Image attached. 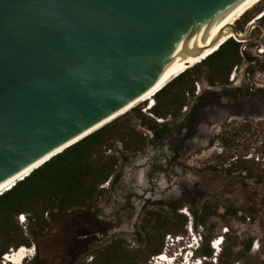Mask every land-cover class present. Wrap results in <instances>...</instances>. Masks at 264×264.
I'll list each match as a JSON object with an SVG mask.
<instances>
[{"label": "water", "instance_id": "water-1", "mask_svg": "<svg viewBox=\"0 0 264 264\" xmlns=\"http://www.w3.org/2000/svg\"><path fill=\"white\" fill-rule=\"evenodd\" d=\"M240 1L0 0V184L91 133L183 55H206L224 30L248 59L255 26V47L264 39L253 23L264 1L243 32L235 24L251 10L197 43ZM251 59L257 66L260 55Z\"/></svg>", "mask_w": 264, "mask_h": 264}, {"label": "trees", "instance_id": "trees-1", "mask_svg": "<svg viewBox=\"0 0 264 264\" xmlns=\"http://www.w3.org/2000/svg\"><path fill=\"white\" fill-rule=\"evenodd\" d=\"M261 19L260 21H264V17ZM241 44L234 38H229L211 54L168 81L155 93L154 105L147 110L152 116L142 112L140 105L133 106L64 148L16 181L10 189L3 191L0 194V263L10 250L20 246L29 248L31 244L35 245L33 259H36L41 240L46 241V244L50 241L43 264H64L63 256L68 254L76 236L98 225L99 220L90 208L106 190L100 186L108 180L111 183L114 179L119 161V156L115 154L118 152L116 147L119 146L121 152L137 153L148 142H161L168 132L178 128L183 120V106L189 103L191 96H197L194 94L195 82L204 80L210 86L230 83L228 79L233 67L243 63ZM156 118L162 121L159 122ZM134 119L139 120L138 124L133 122ZM144 129L150 132V137ZM232 129L217 135L226 147H230L235 137L250 127L243 124L240 128ZM223 159L226 161L227 157L218 155V160L225 164ZM210 169L216 171L215 166H210ZM258 169L240 158L237 162H229L225 167L229 178L224 179L226 188L221 190L235 195L239 204L223 203L213 198L198 205L190 199H182L173 207L148 208L142 215L140 227L143 241H139L137 248L129 249L124 238L115 237L105 245L92 248L86 255H93L91 264H148L150 257L162 253L166 234L185 233L186 217L178 212L182 206L189 208L195 229L197 225L203 228L211 226L208 223L211 217L219 218L223 225L229 227L233 219L244 221L245 216L258 211L257 197L264 190V170L257 173ZM234 171H244L246 174L241 178L230 176ZM45 212L48 213L47 217L44 216ZM21 213L26 215L29 224L26 230L17 220V215ZM262 227L264 229V225ZM202 238L195 253L197 256L210 258L214 252L209 245L211 237L204 235ZM230 240L232 239L226 235L220 255L218 254V262L216 258L214 264H227L232 259V247L229 246L226 253L223 251ZM251 243L252 238L249 237L241 241L235 237L231 242L233 246L240 244L241 250L245 252L250 249ZM67 264L79 262L70 258Z\"/></svg>", "mask_w": 264, "mask_h": 264}, {"label": "rangeland", "instance_id": "rangeland-1", "mask_svg": "<svg viewBox=\"0 0 264 264\" xmlns=\"http://www.w3.org/2000/svg\"><path fill=\"white\" fill-rule=\"evenodd\" d=\"M254 15H256V13ZM262 25L264 26V21H262ZM244 29H241L239 32H243ZM257 33L258 35H261V31H257ZM258 48L264 49V39L260 46L256 47L255 49L251 51V54L260 55L259 67L257 68L256 72L258 71L263 72L264 68L262 67L264 65V53L259 54L258 52L259 50H257ZM198 83L200 86V90H203V88L205 90L206 88L205 86L209 87L208 84H206L204 80L198 81ZM215 86L216 87L214 89L218 92V85H215ZM194 87H195V83H194ZM214 89H206V91L208 94H210L211 91ZM263 89H264V85H263ZM261 98L262 99L264 98V92H262ZM143 103L144 102H139V103H136V105H140L141 111L145 112L147 116L148 115L152 116L150 113L144 110L145 104L147 102H145L144 105ZM133 122L135 124H138L139 120L134 119ZM243 124L245 126H249L250 129L249 130L246 129L244 132H241L237 137H235V141L232 145H230V147H226L224 144H222L221 139L217 137V135H220L222 132L228 130L229 127L230 128H234V127L240 128L242 127ZM211 127H212L211 128L212 140L210 143L202 145L198 149L191 151L190 154L184 156V158H182L179 161L178 165H173L172 167H168V171L170 173L166 174V178L163 179V183L166 182L169 184V187L174 188L175 197H173V199L170 200L171 202H167V204L173 205L176 200L181 201L182 197L188 200L190 199L198 205H201L205 200H210L213 198L219 199V201L223 203L224 202H236L239 204L238 198L235 195H232L228 191L223 192L221 190L223 188L224 189L226 188L224 179L229 178L227 177L228 174L227 172H225L224 169L225 167H227L229 162H232L230 157L237 155L240 158L241 155L251 150V148H254V152L259 155L260 161L259 162H256V161L249 162L248 161V162L255 165L257 168H259L258 169L259 171H257V173H260V170H264V146H263L264 145V121H259L257 117H254L252 119H247V118L237 119L236 118V119H232L230 122H227L226 124H223L222 122L218 121L212 124ZM143 131L146 134H148L150 137V132L148 130L144 129ZM219 147H223V153L221 155H223L224 157H227L226 161L223 159L225 164H223V161L218 160L217 149ZM116 148L118 152L115 154L119 156V161L117 163V169H116V173L114 177L116 175L122 174L125 168L130 169L131 167L130 165H132L134 166L133 169H134L135 175L139 179H141L143 176V172L141 171V169L135 167V165L132 164V161L134 160L136 156H143L148 153H152V151L154 150H152L148 146V147H145L142 151H139L137 153H127V152H121L119 146H117ZM210 166H215L216 171H212L210 169ZM232 173H230V176H235L236 178H241L245 176V175H242L241 172H238V171H234ZM109 184L105 187V189L108 188ZM196 184H198V186L194 187L193 185H196ZM184 189L185 191L187 190L188 192H185V191L182 192V190ZM103 193L105 194V198L103 197ZM103 193L102 195H100V198L98 197V199L96 200L98 203L95 204V208L100 210L103 216H106L105 214H108L112 210L109 205L111 195L106 194V192H103ZM257 202L258 204L256 205V209L258 211H256V213L253 215H247L250 217L249 221H246V216H245L244 221L233 219L230 221V227L227 226L229 231L224 235V238L226 235H228V237H230L232 240L228 241L225 244L223 251H225L226 253L228 250L227 248L230 246L232 247V252H233V256L231 257L232 259L226 262L227 264H264V229L262 227L264 225V213H263L264 212V190L261 195H258ZM148 207L150 206L148 205ZM183 207H187V206H182L181 208ZM243 208L245 209L246 207L244 206ZM187 209L189 211L188 207ZM260 210H262V212ZM239 214H241V212H239ZM141 219H142V216H139L135 224V227L132 226V229L134 227V232L132 234H129L128 232H124V230L121 229L117 232L112 233L108 237H103L100 240H93V239L86 240L83 236L77 235L76 240L74 241V243L71 245V247L68 250V254L63 256V258H65L64 264H67V261H69L70 258L78 261L79 264H86V258H88L89 256H92L93 258V255H86V252L90 251L92 248H95L97 246L105 245L111 239L115 237L124 238L126 240V244L129 249L137 248L140 245L139 241L140 242L143 241V233L140 227ZM186 223H187V217H186ZM208 223L211 224V226H207L206 228L197 227V230L201 233L202 237L204 235L211 237V239L209 240V245L211 247L210 242L221 234L222 227H224L225 225H223L222 221L217 217H211ZM25 225H26V228H28L29 224L27 221ZM26 228L24 230H26ZM184 229H185V233L179 234V235L183 236V241H186L187 238L189 237V233L186 227ZM170 235L174 236L172 234ZM167 236L168 234L164 236L163 249L167 250V253L169 255L172 253L173 250H172V246L168 245L169 240L167 239ZM235 237H237L238 241H241L248 237L252 238L250 249L245 252L244 250H241L240 244L233 246L231 242L233 241V238ZM202 241H203V238H202ZM256 241L258 242L257 249L252 248V244ZM45 242L46 241H41V240L39 241V251L37 253L36 259H33L34 255L27 257L25 258L22 264H43L45 262V258H47L45 254V250H48L46 247L50 243V241H48L47 244ZM222 246L223 245H221V247ZM212 250L214 251L213 248ZM35 252H36V249H35ZM218 254L220 255V251L217 253L216 256L214 255V252H213L212 256L210 258L208 257L207 261L204 260L202 264H205V262H210L214 264L216 263L215 258H217V262H218V258H219ZM153 257H155V255L150 257L148 264L151 262V259ZM195 257H198L196 253L194 254V258ZM238 257L240 259H237ZM194 258H192V261ZM181 260H182L181 257L176 259L174 264L178 262H179L178 264H182Z\"/></svg>", "mask_w": 264, "mask_h": 264}, {"label": "flooded vegetation", "instance_id": "flooded-vegetation-1", "mask_svg": "<svg viewBox=\"0 0 264 264\" xmlns=\"http://www.w3.org/2000/svg\"><path fill=\"white\" fill-rule=\"evenodd\" d=\"M254 11L255 9L249 11L238 20L235 27L244 29L247 26L246 20ZM259 23L262 25V21L259 20ZM257 31H261L259 26L252 29L245 49L248 59H243V63L238 66L234 80L226 85L218 84V92L214 89L216 86L208 85L209 87L205 86V90H200L197 96H191L183 111L182 124L168 132L161 142H148L144 148L149 146L154 151L136 156L132 161V164L143 172L142 178L139 179L135 175L132 165L130 169L125 168L122 174L116 175L103 191L111 195L109 205L113 211L103 216L100 210L95 208L97 198L90 211L96 214L98 225L78 235L86 240H100L121 229L132 234L139 216H142L146 209L160 205L173 207L179 202L176 200L173 205L167 204L175 197L174 188L169 187L166 182L163 183L166 174L170 173L168 167L178 165L191 151L210 143L212 124L218 121L226 124L236 118L257 117L259 121H264V98H261L264 84L255 77L259 63L255 66L254 59H251L255 56L251 51L256 48L255 42L260 38ZM206 89L214 90L208 94ZM228 130L233 129L229 127ZM193 186L197 187L198 184ZM184 191L185 189L182 190ZM103 197L105 198L104 193Z\"/></svg>", "mask_w": 264, "mask_h": 264}, {"label": "bare ground", "instance_id": "bare-ground-1", "mask_svg": "<svg viewBox=\"0 0 264 264\" xmlns=\"http://www.w3.org/2000/svg\"><path fill=\"white\" fill-rule=\"evenodd\" d=\"M261 1H264V0H241L230 11H228L214 26H212L207 31V33L204 36L202 41L200 39L197 40L198 45L202 46L204 44V42H209V40H211L217 34V32H219V30H221L222 28H226L230 24H233L234 21L238 20L243 14H245L247 11L251 10L257 3L261 2ZM263 10H264V7H263ZM263 17H264V11H263V14H260V16L255 17L253 23H255L257 20H260ZM229 38H233V34L231 32H229L228 30H224L221 39L218 41V43L216 45L212 46L211 48H209L207 50V54L206 55L203 54L202 56H196V57L183 55L174 64V66L170 70H168L163 76H161L160 80L158 81V83L154 87H152L149 91L145 92L138 99H136L133 103H131L130 105L125 107L122 111H120L119 113H117L116 115L111 117L110 119L106 120L104 123H102L98 127L94 128L93 131L98 129V128H100L101 126L107 124L108 122H110L111 120L116 118L117 116H119V115L123 114L124 112L128 111L130 108L135 106L136 103L145 101V102H147L146 105H145L146 111L148 109H151L153 107V105H154L153 97H154L155 93L158 90H160L168 81H170L172 78L177 76L183 70H185L188 67H191L192 65L198 63L200 60L205 58L207 55L211 54L213 51H215L218 48V46L223 44ZM258 52L259 53H264V49H261ZM149 101H150V103H149ZM93 131H91V132H93ZM41 164H39V165H41ZM38 166L35 167V165H34V166H32L31 170L28 169L26 172H31L33 169L37 168ZM24 174L25 173H22L20 175H16V176L8 179L4 183H1L0 184V192L3 191L8 185H10L13 182H16L18 179H20V177L22 175H24ZM222 243H223V241H222ZM222 243L218 245L219 250H221ZM214 249H215V247H214ZM160 254L162 255V256L159 257L161 259V261L167 260L165 258L166 257L165 253L162 252ZM30 256H32V249L30 247L28 248L26 246H20L17 249L10 250L3 257L6 259L5 264H7V263H10V264H22L23 261L25 260V258L30 257ZM168 260H169V258H168Z\"/></svg>", "mask_w": 264, "mask_h": 264}, {"label": "built area", "instance_id": "built-area-1", "mask_svg": "<svg viewBox=\"0 0 264 264\" xmlns=\"http://www.w3.org/2000/svg\"><path fill=\"white\" fill-rule=\"evenodd\" d=\"M261 45V44H260ZM259 45V46H260ZM257 50H261L260 48H258ZM260 54V53H259ZM237 68L238 66H234L231 73L229 74V81H233L235 76H236V72H237ZM255 77L257 79V81H260L262 83H264V71L261 72V71H258V72H255ZM200 92V86H199V83L198 82H195V90H194V94L197 95L198 93ZM187 105L186 106H183L182 108V111H184L186 109ZM146 110V108L144 109ZM157 121L161 122L162 119L160 118H156ZM211 149V148H210ZM217 153L218 155H221L223 153V147H219L217 149ZM242 160L244 161H249V162H259L260 161V157L257 153L254 152V148H251V150L247 151L245 154L241 155L240 157ZM239 159V157L237 155H234L232 158H231V161L232 162H236L237 160ZM233 174V173H232ZM242 175H245V172H241ZM25 176V175H24ZM24 176H22L21 178H23ZM18 179V180H21ZM17 180V181H18ZM109 184V180L104 182L100 187L102 188H105L107 185ZM180 213H182L183 215H185L187 217V223L185 224V227L189 233V237H188V240H195L197 241L198 239H202V236H201V233L197 230V228L195 229L193 227V217L192 215L190 214V212L188 211L187 207H183V208H180L178 210ZM45 217L48 216V213L45 212L44 214ZM17 220H18V223L23 226V228L25 229L26 228V215L21 213V214H18L17 215ZM250 220V217L249 216H246V221H249ZM197 227H202L201 225H197ZM229 231L228 227L227 226H224L222 227V230H221V234L220 236L214 238L210 243H211V247L214 249V255L216 256L217 253L220 251L219 248H218V245L221 244V241H223L224 239V235ZM218 238V240H216ZM167 239L169 240V243L168 245H170L171 243L175 242V241H179L181 239H183V236H180V235H174V236H171L170 234H168L167 236ZM167 244V243H166ZM189 242L187 244V246H189ZM216 247L218 249H216ZM32 249V256L35 254V245L32 244V246L30 247ZM252 248H255L257 249L258 248V242H254L252 244ZM163 253H167V250L163 249ZM160 255V254H159ZM197 260L194 262V264H198V263H203L204 260H207L206 257H196ZM92 256H89L88 258H86V264H91L92 262ZM186 259V258H184ZM216 259V258H215ZM188 260H190L189 258H187V260L185 261V263L188 262ZM149 264H162V261L160 258H152L151 259V262Z\"/></svg>", "mask_w": 264, "mask_h": 264}, {"label": "clouds", "instance_id": "clouds-1", "mask_svg": "<svg viewBox=\"0 0 264 264\" xmlns=\"http://www.w3.org/2000/svg\"><path fill=\"white\" fill-rule=\"evenodd\" d=\"M188 242H189L190 246H187ZM201 243H202V239H198L197 241H195V240L189 241L188 238L186 241H183V239H181L179 241L177 240V241L171 243L170 246H172V250H173L172 253L169 254V256L171 258V264H174L176 259H178L180 257L190 259L192 254L193 255L195 254V251L198 249V247L200 246ZM183 250L187 251V253L184 254ZM178 263H176V264H178ZM181 263L185 264V262H182V260H181Z\"/></svg>", "mask_w": 264, "mask_h": 264}]
</instances>
